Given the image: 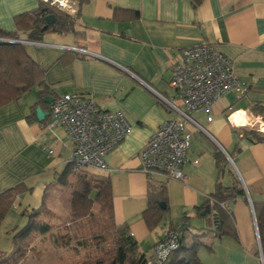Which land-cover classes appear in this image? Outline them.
Wrapping results in <instances>:
<instances>
[{
    "label": "crops",
    "instance_id": "crops-1",
    "mask_svg": "<svg viewBox=\"0 0 264 264\" xmlns=\"http://www.w3.org/2000/svg\"><path fill=\"white\" fill-rule=\"evenodd\" d=\"M38 5V0H0V26L15 29L14 16ZM75 29L45 32L27 44V51L45 71L53 98L77 93L100 109L121 110L129 120L127 136L105 155L108 170L97 171L110 178L115 225L127 228L139 251L151 257L170 223L186 219L194 228H213L214 215H202L199 207L217 179L224 187L236 181L244 194L226 200L225 206L237 238L214 239L212 250L202 247L198 256L202 264H260L253 217L254 204L264 202V142L252 141L244 131L264 132L262 114L255 112H264V0H202L197 7L191 0H89L80 8ZM202 43L232 61L245 92L233 91L209 111L190 113L197 125L187 124L192 139L182 166L186 181L156 176L166 187L168 209L150 230L142 217L149 178L139 170L138 152L152 131L174 116L166 100L181 105L168 84L173 62L183 49ZM31 93L32 100L26 99L28 92L0 106V192L22 185L18 205L30 197L42 199L72 150L64 128L47 129V118L43 123L27 120L36 102ZM216 152L227 159L220 177Z\"/></svg>",
    "mask_w": 264,
    "mask_h": 264
},
{
    "label": "trees",
    "instance_id": "trees-1",
    "mask_svg": "<svg viewBox=\"0 0 264 264\" xmlns=\"http://www.w3.org/2000/svg\"><path fill=\"white\" fill-rule=\"evenodd\" d=\"M38 1L39 5L34 11L23 12L14 16V30L8 31L0 27V106L11 101H17L34 90L36 102L29 107V114L26 116L29 121L37 120L35 108L40 106L45 109L48 104L43 99L53 96V92L46 83L45 71L28 53L27 44L19 41H39L45 32L76 33L75 25L80 14V8L89 2V0H71L75 10L70 13L43 0ZM201 1L191 0L194 7H197ZM49 14L55 16V21L46 25L45 16ZM45 26L46 28H44ZM20 33L25 34V36L22 37ZM255 112L262 114L264 122L263 110L258 108ZM244 135L252 141L264 142V132H260L256 128L245 129ZM214 158L220 177L224 166L227 164V159L221 152L214 153ZM97 171L99 170H75L74 165L67 162L64 169L58 174L56 181L61 184H67L72 175L77 178L70 197V220L98 228L96 238L106 239L108 237L114 240L115 256L108 264H146L147 257L144 252L139 251L137 242L129 230L115 225L110 178ZM21 186L20 184L15 185L0 192V224L11 208L15 207ZM243 194L244 190L238 182L235 181L230 187H224L221 181L217 179L215 190L199 207V210L205 211V216L214 211V227L194 228L186 219L175 224L170 223L167 230L177 232L178 247L170 252L164 264H202L198 256L200 248L212 250V241L221 238L223 235L237 238L231 212L225 203L226 200ZM162 202L164 208L160 205ZM94 206L97 207V212H94ZM44 207V198H42L38 207L25 210L22 213L27 221L24 226L13 231L11 238L12 253L10 255L0 254V264H15L18 261L23 253L17 255L13 253L20 251L19 242L21 240H28L34 233L49 232V223L41 222L38 219L40 214L49 213L48 209H43ZM254 208L258 229L263 236L264 202L254 204ZM167 209L165 185L155 179H148L147 205L142 212L148 229L151 230L160 224Z\"/></svg>",
    "mask_w": 264,
    "mask_h": 264
},
{
    "label": "built area",
    "instance_id": "built-area-1",
    "mask_svg": "<svg viewBox=\"0 0 264 264\" xmlns=\"http://www.w3.org/2000/svg\"><path fill=\"white\" fill-rule=\"evenodd\" d=\"M43 1L74 12L75 6L71 0H64V3L61 0ZM19 42L33 44L32 41ZM168 84L175 90L181 105L166 100L175 114L152 131L139 150V170L151 180L162 175L167 180L185 182L182 166L192 139L187 124H196L190 113L209 111L224 95L233 91L244 93L245 88L235 76L232 61L208 43L181 51L180 57L172 64ZM47 112L46 128L62 127L71 139L72 150L68 162L74 165L75 170L107 171L105 155L131 130V124L121 110L100 109L92 98L77 93H65L53 98ZM208 120H211L210 116ZM47 152L52 154L54 150L47 149ZM253 218L257 259L264 264V242ZM177 247V232L166 230L154 245L153 254L147 258L146 264H164L170 252Z\"/></svg>",
    "mask_w": 264,
    "mask_h": 264
},
{
    "label": "rangeland",
    "instance_id": "rangeland-1",
    "mask_svg": "<svg viewBox=\"0 0 264 264\" xmlns=\"http://www.w3.org/2000/svg\"><path fill=\"white\" fill-rule=\"evenodd\" d=\"M0 27L8 31L14 30L11 27ZM32 95L30 92L26 99L32 100ZM76 179L75 175H72L67 184L55 181L45 190L42 197L45 205L43 209H48L49 213L40 214L38 219L49 223L50 230L43 234L34 233L26 241L21 240L20 251L13 254H23L15 264H108L112 261L115 256L114 240L108 237L96 238L98 228L85 223H75L69 218L70 197ZM41 200L34 197L26 201L21 200L20 205L15 203V207L7 213L0 224V254L12 253L13 231L24 226L27 221L22 213L38 207ZM93 210L97 212V207L94 206Z\"/></svg>",
    "mask_w": 264,
    "mask_h": 264
},
{
    "label": "water",
    "instance_id": "water-1",
    "mask_svg": "<svg viewBox=\"0 0 264 264\" xmlns=\"http://www.w3.org/2000/svg\"><path fill=\"white\" fill-rule=\"evenodd\" d=\"M54 21H55V16L54 15L49 14V15L45 16L46 25H50ZM44 28H46V26ZM52 100H53L52 96H49V97H46V98L43 99V101L45 103H47V104H50ZM35 116H36L37 121L43 122L48 117V112L44 111L40 106H37L35 108ZM160 205L164 208V203L163 202L160 203ZM201 214L203 215V214H205V212L203 211Z\"/></svg>",
    "mask_w": 264,
    "mask_h": 264
},
{
    "label": "bare ground",
    "instance_id": "bare-ground-1",
    "mask_svg": "<svg viewBox=\"0 0 264 264\" xmlns=\"http://www.w3.org/2000/svg\"><path fill=\"white\" fill-rule=\"evenodd\" d=\"M235 121V123H238L239 122V119H236V120H234ZM242 125V124H241ZM261 127H262V129L264 130V126H262L261 125Z\"/></svg>",
    "mask_w": 264,
    "mask_h": 264
},
{
    "label": "clouds",
    "instance_id": "clouds-1",
    "mask_svg": "<svg viewBox=\"0 0 264 264\" xmlns=\"http://www.w3.org/2000/svg\"><path fill=\"white\" fill-rule=\"evenodd\" d=\"M61 3H64V0H61Z\"/></svg>",
    "mask_w": 264,
    "mask_h": 264
}]
</instances>
